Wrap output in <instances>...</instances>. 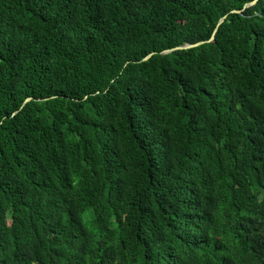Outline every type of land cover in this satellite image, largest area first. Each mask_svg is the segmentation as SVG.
I'll list each match as a JSON object with an SVG mask.
<instances>
[{
    "label": "trees",
    "instance_id": "16d2710c",
    "mask_svg": "<svg viewBox=\"0 0 264 264\" xmlns=\"http://www.w3.org/2000/svg\"><path fill=\"white\" fill-rule=\"evenodd\" d=\"M253 1L0 0V264H264Z\"/></svg>",
    "mask_w": 264,
    "mask_h": 264
},
{
    "label": "water",
    "instance_id": "95a60500",
    "mask_svg": "<svg viewBox=\"0 0 264 264\" xmlns=\"http://www.w3.org/2000/svg\"><path fill=\"white\" fill-rule=\"evenodd\" d=\"M256 3H257V0L253 1L251 4H249V5H247V6L254 5V4H256ZM223 21H224V19H222V20L220 21V23H222ZM215 32H216V30H215ZM213 39H214V35L212 36V38L210 39V41H213ZM203 43H205V42L203 41V42H200V43H197V44H194V45H186V46H184V47H178V48H176L175 50H177V49H188V48H193V47L199 46V45H201V44H203ZM168 52H171V51H166V53H168ZM151 56H152V54H150L149 56H147L144 60H145V61L148 60ZM29 101H30V99H27V100H26V103L29 102Z\"/></svg>",
    "mask_w": 264,
    "mask_h": 264
}]
</instances>
